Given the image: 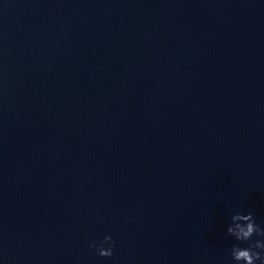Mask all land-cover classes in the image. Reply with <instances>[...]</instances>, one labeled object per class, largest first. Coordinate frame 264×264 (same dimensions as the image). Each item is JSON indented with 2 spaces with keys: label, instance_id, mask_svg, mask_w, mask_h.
Listing matches in <instances>:
<instances>
[{
  "label": "water",
  "instance_id": "1",
  "mask_svg": "<svg viewBox=\"0 0 264 264\" xmlns=\"http://www.w3.org/2000/svg\"><path fill=\"white\" fill-rule=\"evenodd\" d=\"M248 211L264 0H0V264H235Z\"/></svg>",
  "mask_w": 264,
  "mask_h": 264
},
{
  "label": "clouds",
  "instance_id": "2",
  "mask_svg": "<svg viewBox=\"0 0 264 264\" xmlns=\"http://www.w3.org/2000/svg\"><path fill=\"white\" fill-rule=\"evenodd\" d=\"M227 234L235 241L247 244V247H240L239 244L232 246L230 255L235 264H256L257 261L264 264V227L256 222L252 211H248L247 214L240 212L233 214ZM106 244L109 246L105 247ZM113 246L111 236H105L99 244L93 242L91 245L96 248L100 257H111Z\"/></svg>",
  "mask_w": 264,
  "mask_h": 264
}]
</instances>
